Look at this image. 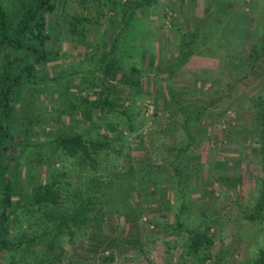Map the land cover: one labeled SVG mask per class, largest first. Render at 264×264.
Returning a JSON list of instances; mask_svg holds the SVG:
<instances>
[{"label": "rangeland", "instance_id": "obj_1", "mask_svg": "<svg viewBox=\"0 0 264 264\" xmlns=\"http://www.w3.org/2000/svg\"><path fill=\"white\" fill-rule=\"evenodd\" d=\"M65 8H60L56 19L52 17L59 24L50 46L58 53L46 65V79L40 77L23 93L25 102L36 98L34 139L43 146L38 156L42 162L22 165L20 182L26 189L47 180L50 171L61 167L77 178L72 157L62 156L50 143L61 133L83 132L93 139H103L108 133L113 142L102 154L104 163L111 168L116 165L119 171L132 164L138 169L140 181L149 165L161 169L150 175V182L148 175H142L146 196L140 195L143 186L130 193L126 185L114 182L113 189L121 192L122 199L132 205L140 203V220L133 226L120 214L111 213L100 230L90 229L72 243L63 264H101V256L111 251L116 256L111 264H188L190 256L182 255L184 227L179 229L177 219L185 218L186 225H196L200 221L193 211L200 207L206 212L212 207L214 219H209L215 243L208 264L249 262L263 244L264 228L243 220L240 211L257 196L263 172L260 164L252 161L249 150L243 158L239 152L229 150L245 142L230 141L227 128L246 124L248 99L264 89V60L250 76L235 83L229 66L228 72L223 70L221 55H245L253 42H261L264 0H157L139 9L140 20L133 19L123 30L122 17L111 10V5L105 8L99 23H95V11L89 13L72 0ZM78 11L93 17V28L85 42L79 43L75 39L80 35L71 34L69 29L71 15ZM119 31L118 49L124 51L118 50L115 57L121 58L126 68L134 64L139 67L141 88L116 81L114 94L109 95L113 111L103 112L90 103L107 95L100 80L101 57ZM3 60L0 53V74ZM22 102L19 99L15 118L17 145L9 158L12 153L19 154V139L26 127L21 110L27 103ZM180 104L193 111L196 107L206 108L201 119L192 122L195 143L180 159L182 172L191 175L183 185V211L179 205L184 198L174 188L176 178L169 165L171 148L179 151L180 142L185 141L180 138L184 120L183 110L177 107ZM108 123H120V132L108 131ZM122 146L117 155L114 148ZM220 175L233 176L236 186L223 184ZM153 178H159L158 188L151 184ZM115 203L114 196L111 204ZM108 207L113 209L114 205ZM134 237L141 246L128 242Z\"/></svg>", "mask_w": 264, "mask_h": 264}, {"label": "trees", "instance_id": "obj_2", "mask_svg": "<svg viewBox=\"0 0 264 264\" xmlns=\"http://www.w3.org/2000/svg\"><path fill=\"white\" fill-rule=\"evenodd\" d=\"M69 1L0 0V53L4 56L3 71L0 74V264H63L67 260L68 249L72 243L90 229L100 230L111 213L120 214L126 222H131L135 226L142 215V212H138L141 208L140 203L132 205L127 199H122L121 192L115 191L113 184L117 181L126 185L130 193L133 189L140 190V186H143L145 190L141 189L140 195L146 196L147 188L142 181V175H148L150 182V175H156L161 169L158 165H149L140 176V181L139 176H136L138 169L132 164L126 170L119 171L116 165L111 168L104 163L102 154L108 152L113 142L108 133H102L103 139L87 138L83 132L61 133L50 143L60 150L62 156L72 157L73 171H76L77 178L73 179V175H69L66 167H61L54 168L47 180L39 184L33 183L26 188L27 190L20 182L22 165L42 162L38 156L41 155L43 146L41 141L35 142L36 138L34 139L33 127L38 116L36 98L25 102L23 93L29 85L37 84L41 80L40 77L42 80L46 79V65L58 53L56 48L50 46L59 24L57 20L55 21L56 15L60 8L66 9ZM72 1L77 7L80 6L89 13L95 11L97 16L95 23H99L105 8L111 5V10H117L116 15L119 13L122 17L120 27L123 30L133 19L140 20L139 9L142 10L157 0H128L123 4L121 0ZM61 14L62 12L59 16ZM54 15L55 19H52ZM71 19L69 22L71 34L80 35L79 39H75L78 43L85 42L86 36L93 28L91 27L93 17L78 11L71 15ZM121 33L119 31L115 35L101 57L103 63L100 70L103 77L100 80L107 95L90 103L103 112L113 111L114 102L109 95L112 92L114 94L116 81L133 89L141 88L139 67L134 64L126 68L122 59L115 57V52L123 50L118 49ZM262 35L261 42H253L245 55L220 54L223 56V70L228 72L229 69L235 74V83L250 76L264 60V33ZM19 99L27 103V106H23L26 109L21 110L26 127L19 139V154L12 153V157L9 158V152L17 145L15 130L18 126L15 124V118ZM173 100L179 104V99ZM248 100L250 105L245 113L246 124L235 128L229 125L227 137L230 141L245 142L229 150L239 152L241 158L249 150L253 157L252 161L261 166L263 176L258 180L257 196L242 206L240 213L246 222L264 228V89ZM177 107L184 113L180 138L185 141L180 142L179 151L171 148L172 159L169 165L174 171L172 177L176 178L174 188L184 198L179 205L183 211L186 207L183 185H187L191 175L182 172L184 168L180 166L182 161L180 159L182 153L190 150L195 143L192 122L200 120L206 108L196 107L197 111H193L182 104ZM72 108H75L74 105ZM119 124L113 126L108 123V131H118ZM132 128L131 126L128 130ZM122 150L123 146L122 149L114 148L117 155ZM220 176L219 180L223 184L236 186L233 176ZM151 180L153 187L160 186L159 178ZM114 196L116 203L111 204ZM113 205V209L108 207ZM211 208L209 212H206L204 207L193 211L194 216L200 221L196 225H186L185 218L177 219L179 229L184 227L182 255L190 256L188 264H208L213 259L215 235L211 232L213 224L210 222L214 220L210 214ZM134 238L128 242L139 246L138 239ZM101 259V264H111L116 256L111 251L109 254H103ZM242 264H264V234L263 244L257 254L249 262Z\"/></svg>", "mask_w": 264, "mask_h": 264}]
</instances>
